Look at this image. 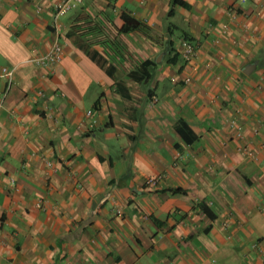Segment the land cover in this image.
<instances>
[{
  "label": "crops",
  "instance_id": "1",
  "mask_svg": "<svg viewBox=\"0 0 264 264\" xmlns=\"http://www.w3.org/2000/svg\"><path fill=\"white\" fill-rule=\"evenodd\" d=\"M55 1L0 0V264H264V0Z\"/></svg>",
  "mask_w": 264,
  "mask_h": 264
},
{
  "label": "built area",
  "instance_id": "2",
  "mask_svg": "<svg viewBox=\"0 0 264 264\" xmlns=\"http://www.w3.org/2000/svg\"><path fill=\"white\" fill-rule=\"evenodd\" d=\"M82 0H56L53 4V13L55 18H58L66 14L71 9L75 8ZM245 1V0H241ZM196 48L195 45L186 40L182 39L180 41V54L182 58L189 62L195 57ZM63 46L59 41H55L50 49L42 55L35 56L32 60L38 66H49L59 62L62 58ZM12 74L11 69L3 68L2 75L9 77ZM10 81L8 80L6 87L9 86ZM230 125L235 128L236 135L238 137L242 136L240 126L236 124L235 119L233 118L230 121ZM47 164H50L47 162ZM160 176L149 177L147 183L151 186L157 184ZM13 179L11 182L13 183Z\"/></svg>",
  "mask_w": 264,
  "mask_h": 264
},
{
  "label": "trees",
  "instance_id": "3",
  "mask_svg": "<svg viewBox=\"0 0 264 264\" xmlns=\"http://www.w3.org/2000/svg\"><path fill=\"white\" fill-rule=\"evenodd\" d=\"M174 3L180 4L182 6L186 5L184 1L182 0H173ZM120 18L122 20V24L119 27V31L123 33H127L130 31H138L139 33L143 34L145 37L155 40L156 36L153 35L151 32L149 26H147L144 22L140 21L139 19H136L135 17L131 16L130 14H127L125 12H122L120 14ZM168 29L171 30V25L168 26ZM182 39H186L188 41H192V37L186 32V31H181L180 34L178 35ZM172 41L169 40L167 43V46L171 47ZM177 53L174 54V56L171 58V61H175V56ZM142 66L148 65L149 63L144 61L141 64ZM172 191H179L181 190L180 188H174L171 189Z\"/></svg>",
  "mask_w": 264,
  "mask_h": 264
},
{
  "label": "water",
  "instance_id": "4",
  "mask_svg": "<svg viewBox=\"0 0 264 264\" xmlns=\"http://www.w3.org/2000/svg\"><path fill=\"white\" fill-rule=\"evenodd\" d=\"M251 68H253V64L247 65L245 68V72H249L251 70Z\"/></svg>",
  "mask_w": 264,
  "mask_h": 264
}]
</instances>
